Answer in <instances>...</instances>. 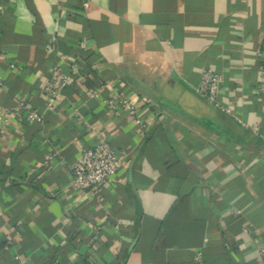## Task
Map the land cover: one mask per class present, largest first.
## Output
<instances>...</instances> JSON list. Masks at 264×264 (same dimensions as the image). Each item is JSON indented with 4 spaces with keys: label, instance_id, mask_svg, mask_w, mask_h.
Masks as SVG:
<instances>
[{
    "label": "crops",
    "instance_id": "crops-1",
    "mask_svg": "<svg viewBox=\"0 0 264 264\" xmlns=\"http://www.w3.org/2000/svg\"><path fill=\"white\" fill-rule=\"evenodd\" d=\"M82 2L0 0V264H264V0ZM61 61L86 86L52 107ZM205 67L233 114L194 91ZM118 89L149 100L144 135L106 110ZM102 135L127 161L79 197L71 165Z\"/></svg>",
    "mask_w": 264,
    "mask_h": 264
},
{
    "label": "built area",
    "instance_id": "built-area-1",
    "mask_svg": "<svg viewBox=\"0 0 264 264\" xmlns=\"http://www.w3.org/2000/svg\"><path fill=\"white\" fill-rule=\"evenodd\" d=\"M12 1V0H8ZM89 0H83L82 6L87 8ZM63 61L56 64L46 81L42 86V92L48 103L53 107L63 96L65 89L72 85L85 87L84 75L79 66L74 63L66 62L67 68H64ZM13 68L14 65H11ZM95 70H91L93 77ZM89 75V76H90ZM86 77V76H85ZM223 84V77L210 67L202 69L197 84L193 87L194 91L201 97L207 99L215 107H218L225 113L233 114L232 107L224 104L220 99V91ZM88 94L94 97L99 96V91L88 88ZM149 100L135 93L130 96L123 90H116L105 99V107L108 112L123 113L137 127L139 133L144 135L149 129L151 122L144 118V112L148 110ZM18 110L24 109V117L28 123H38L42 121L39 112L33 109H25L24 103L20 102ZM12 108L0 109V124L7 121L10 115L14 114ZM154 116H151V118ZM253 132L264 138V130L260 127H253ZM128 158V151L125 149L115 150L107 137L99 136L97 141L83 149L75 158L71 165V185L72 190L79 197H86L95 193L106 185L125 165ZM264 252V248H262ZM18 264H22L19 255L15 256Z\"/></svg>",
    "mask_w": 264,
    "mask_h": 264
}]
</instances>
